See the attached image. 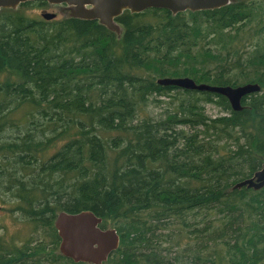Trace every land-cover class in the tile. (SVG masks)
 <instances>
[{"label": "trees", "instance_id": "1", "mask_svg": "<svg viewBox=\"0 0 264 264\" xmlns=\"http://www.w3.org/2000/svg\"><path fill=\"white\" fill-rule=\"evenodd\" d=\"M47 5L0 10V192L27 228L0 225V264H91L58 249L81 210L120 235L105 264H264V187L237 186L264 163V0L126 10L121 33ZM165 77L262 89L235 111Z\"/></svg>", "mask_w": 264, "mask_h": 264}, {"label": "water", "instance_id": "2", "mask_svg": "<svg viewBox=\"0 0 264 264\" xmlns=\"http://www.w3.org/2000/svg\"><path fill=\"white\" fill-rule=\"evenodd\" d=\"M46 1L51 5H65L69 16L99 20L108 28L121 33L122 27L117 18L126 10L139 13L150 8L168 9L177 14L187 10H209L228 5L234 0H0V10L3 8H18L22 3ZM41 15L52 20L56 12L43 10ZM159 83L174 85L184 89L208 91L224 95L228 98L235 111L243 109V98L247 94L259 92L262 87L258 83L238 86H219L207 83H197L191 77H165ZM255 189L264 187V163L251 177L237 184ZM103 218L92 210L79 212L61 211L55 219V227L60 237V252L75 262L105 264L108 258L120 245V235L115 227L102 228Z\"/></svg>", "mask_w": 264, "mask_h": 264}, {"label": "rangeland", "instance_id": "3", "mask_svg": "<svg viewBox=\"0 0 264 264\" xmlns=\"http://www.w3.org/2000/svg\"><path fill=\"white\" fill-rule=\"evenodd\" d=\"M43 10L56 12L57 17L69 16V12H70L68 9L65 8V5L49 4L47 6L34 9L32 13L34 15L40 16ZM152 109L154 111V114H158L161 111V108L159 106H152ZM206 110L207 113L211 116H217L222 113L221 108L214 103L206 104ZM14 205H15L14 200L12 199L9 193L5 191L0 192V225L6 227L5 230L8 231L9 234L21 233V232L22 234H24L27 231V228L22 223L23 221L22 218H19V214H18L19 212H16L17 210ZM108 227H113V226L109 225ZM0 231H3V229L1 228Z\"/></svg>", "mask_w": 264, "mask_h": 264}, {"label": "bare ground", "instance_id": "4", "mask_svg": "<svg viewBox=\"0 0 264 264\" xmlns=\"http://www.w3.org/2000/svg\"><path fill=\"white\" fill-rule=\"evenodd\" d=\"M121 27H122V26H121ZM122 30H123V29H122ZM254 93H255V92H254ZM250 94H252V93H250ZM250 94H247L246 96H249ZM246 96H244V98H245ZM244 98H243V99H244ZM232 109H233V108H232ZM233 110H234V109H233ZM242 187H243V186H242Z\"/></svg>", "mask_w": 264, "mask_h": 264}]
</instances>
